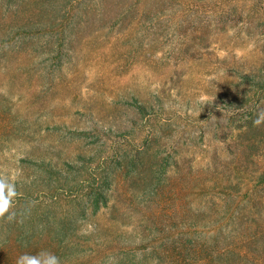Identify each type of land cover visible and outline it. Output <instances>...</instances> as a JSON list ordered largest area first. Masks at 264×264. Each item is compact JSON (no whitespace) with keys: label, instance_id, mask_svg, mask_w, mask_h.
<instances>
[{"label":"rangeland","instance_id":"1","mask_svg":"<svg viewBox=\"0 0 264 264\" xmlns=\"http://www.w3.org/2000/svg\"><path fill=\"white\" fill-rule=\"evenodd\" d=\"M262 108L264 0H0V170L60 196L30 188L0 219L3 263L220 264L247 246L263 264ZM117 153L98 211L43 167L82 178V158Z\"/></svg>","mask_w":264,"mask_h":264},{"label":"trees","instance_id":"2","mask_svg":"<svg viewBox=\"0 0 264 264\" xmlns=\"http://www.w3.org/2000/svg\"><path fill=\"white\" fill-rule=\"evenodd\" d=\"M264 126V123H262ZM258 138L251 139V142H249L250 148H258L259 142H264V133L259 132V135H257ZM112 155V154H110ZM118 167H113L112 165L109 166L110 158L109 156L106 158V160H102V158H94L93 156L82 158V161L84 164L79 167V170L82 168L85 171L82 178H77L76 176H66L67 178H64L62 171L55 166H52L51 164L43 165L44 168H46L51 173V179L62 181V179H65L68 183V190H67V197H75L76 200H81L84 204H86V207L88 209L92 208L95 211H98L102 206L108 205L110 201V191L113 187L114 181L117 179L118 174H120V171L122 169V165L120 164V156L117 153L116 155ZM40 165V164H39ZM75 163H70V166L72 169H74ZM261 176H264V173L261 174ZM90 179V180H89ZM51 181V180H50ZM48 179H42V180H35L34 182H28L25 180H18L16 181V188L19 195L17 196L16 200L14 201V210L18 215V211L20 209V206H22L25 203L26 199H33L34 200V194H29L30 188H33V191H37L39 195L41 196L40 200H44L51 196L52 200L56 201L60 199L59 194L56 193L58 186H54L53 183H51ZM41 182V184L39 183ZM256 182V181H255ZM257 183V182H256ZM255 183V184H256ZM72 187V188H71ZM69 189L73 192H69ZM28 191V192H26ZM75 191V192H74ZM44 201L40 202V204H43ZM81 202V205H82ZM86 212H83L85 214ZM17 219V218H16ZM13 231V229L11 230ZM264 233H262L263 235ZM4 243V247L0 248V255L5 252L3 249L8 245L6 242ZM239 256H231V254L228 256H224L223 260H221L220 264H231L229 262V259H237L238 264H247L246 262H243L244 259L249 261L255 255L250 247L243 246V248H239ZM226 254V253H223ZM228 254V253H227ZM222 256V255H221ZM222 259V258H221ZM264 264V262H262ZM0 264L3 263V258L0 256Z\"/></svg>","mask_w":264,"mask_h":264},{"label":"clouds","instance_id":"3","mask_svg":"<svg viewBox=\"0 0 264 264\" xmlns=\"http://www.w3.org/2000/svg\"><path fill=\"white\" fill-rule=\"evenodd\" d=\"M199 100L201 103H206L209 98L201 96ZM262 123H264V108L257 111L253 121L255 126H260ZM18 195L13 178L5 171L0 170V219H5L8 222L16 220L17 213L14 211V201ZM16 264H61V261L54 253L42 250L34 255L28 253L20 255Z\"/></svg>","mask_w":264,"mask_h":264}]
</instances>
